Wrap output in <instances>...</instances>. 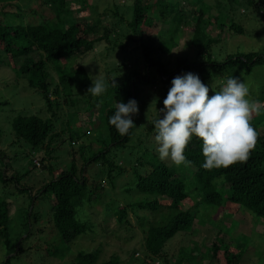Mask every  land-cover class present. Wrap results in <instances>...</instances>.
I'll use <instances>...</instances> for the list:
<instances>
[{
  "label": "trees",
  "instance_id": "1",
  "mask_svg": "<svg viewBox=\"0 0 264 264\" xmlns=\"http://www.w3.org/2000/svg\"><path fill=\"white\" fill-rule=\"evenodd\" d=\"M17 1L22 3L21 8L15 6L14 13L3 14L2 12V16L5 18L0 21V67L13 66L16 69V74H23L28 88L39 94L45 111L50 115L44 119L33 115L15 116L10 122L11 143L22 141L28 144L31 149L42 148L44 155L39 159V165L52 177L50 176V180L34 194H31L30 188L20 189V191H27L28 205L25 209H18L17 215L20 219L17 223L18 235H14L12 238L10 237L9 219L11 204L0 200V241L7 251L5 256L10 253H14L13 255L16 256L22 251L20 243L17 247L15 246L17 240L23 235H25L24 238L28 237L30 229L38 221V216L33 213V206L30 208L29 203L31 201L34 203L44 195H48L50 198L48 200L50 219H48L61 244L67 245L79 236L93 234V224L88 218L83 222L76 219L79 209L83 206L89 208L95 203V198L91 197V194H88L86 190L88 184L83 174L91 164L98 163L105 172L106 182L111 184L123 173L122 165L114 158L113 154L122 152L126 148L135 126L127 135L121 136L109 124V118L114 115L115 106H108L105 101L99 110L100 123L105 132L104 140L100 143L102 144L101 149L88 159L81 160L78 169L73 160L57 174H54V170L48 162L42 165L44 160H50V141L53 137H57L56 133H52V120L56 117L55 113L59 105L51 101L50 96L57 98L61 93L60 96L63 97L64 104L69 108L75 104L70 98L72 88L79 87L87 91L90 87L88 76L83 69L77 68L66 73L62 70L64 67L62 62L67 63L72 57L90 52L94 44L101 40L107 41L111 48H117L119 51L125 50L127 42H136L135 49L139 54L137 64L140 71L131 69L123 73L125 75L121 78L122 80L112 87L113 93L124 99L123 103L125 104L134 99L139 109L142 103V87L147 85L156 87L157 84L162 87L160 96L157 98L155 95L156 101L159 103L158 110L163 109V100L172 86L171 81L177 76L193 73L205 83L211 79V76L223 73L217 82L212 83V88L216 92L222 88L229 76L236 77L237 71H240L241 75L247 76L253 68L264 67V45H261L263 48L261 54L252 51L230 54L222 51L223 59L220 62H215L210 53L212 47H220L223 42L230 41L234 36L247 37L249 32L252 34V38L253 36L256 38L264 36V21L262 23L260 21V25L256 21L264 19V0H225L227 11L223 15L219 10L220 4L216 1L217 9L215 11L218 12L214 16L209 14V10L204 4L199 6L197 12H193V9L183 10L176 2L172 3L168 0H155V3L151 4L143 3L142 0H132L129 6V20L118 19V22L123 23L126 29L125 34L122 35L123 38L113 39L112 42L108 37L109 30L106 27H100L97 22L90 24L82 20L66 23L69 21L66 19L71 14V9L67 7V0H39L41 8H46V5L51 7V9L47 8V11L53 14V18L43 19L40 24L36 25L29 24V22L21 23V18L29 19L32 11L28 5L33 0ZM193 1L198 3L200 0ZM183 2L191 6L190 0H183ZM239 9L242 12L240 14L237 13ZM112 14L116 15L115 11ZM248 15L256 17V20L254 25L247 26L245 29ZM238 17L242 19L237 21ZM160 24L164 25L163 32L157 33L158 35L154 37H149L141 31V27L157 29ZM100 28H102V35L97 36ZM184 30H189L185 46L187 49L193 50L194 53L191 58L185 55L176 56L174 63L169 66L173 68L169 69L161 61V56L171 52ZM89 37L92 38L89 39ZM219 54L220 52L216 51V57H219ZM50 65L56 70L60 88L55 87L52 93L49 92L50 76L46 72L47 66ZM67 65L69 66V64ZM123 66L124 63H121L119 68L115 69L120 70ZM155 77L158 82L155 81ZM257 100L262 103L264 97ZM92 101L90 107H86L87 110L98 102L97 100ZM260 107L262 112L253 114L251 118V125L259 133L256 148L246 163H237L226 170L206 171L203 169L202 142L193 138L185 153L192 162L191 166L178 173L175 167L168 166L156 158L154 149H157L158 145L154 139L153 121L157 119V113L156 116L149 119L145 135L152 138L154 149L149 148L148 151H151L149 154L147 149H144L140 156L133 161L129 171H132L133 174L135 191L151 198L131 206L120 207L117 205L113 209L107 205L104 206L105 214H108L107 217H114V222L125 224V226H129L126 221L127 209L133 208L129 212L133 213L137 225L142 228L144 233L143 255L145 258H143V264H146V259L151 261L157 259L161 264H183L184 261L188 264H205L203 263L204 255L191 256L192 249L178 248L176 260L172 263L164 251V244L169 239L179 232H186V228L194 220L198 205H205L204 209H217L223 204L231 205L243 208L253 217L264 219V108L263 105ZM132 119L135 124L136 115ZM71 130L68 128L70 146L74 144L76 135H79L78 132ZM72 153L70 151V154ZM108 154L111 156L107 157ZM33 164L39 167L38 163L33 162ZM194 194L195 202L192 201V204L186 208L181 207L180 204L182 202L186 204L185 201L188 198L191 200L190 195L194 196ZM136 210L138 213L144 212L145 215L152 218L157 217L158 222L144 225V217L137 216ZM87 223L90 224L89 227L86 225ZM15 247L16 251H14ZM10 248L11 251H9ZM206 252L210 253V259L214 264H219V262L241 264L243 256L240 242L230 247L222 245L221 241L216 238ZM219 252L220 259L216 256ZM98 256V249L87 253L78 252L70 264H94L98 260ZM8 260L3 264H8ZM102 264H117V259L111 256L108 261Z\"/></svg>",
  "mask_w": 264,
  "mask_h": 264
},
{
  "label": "rangeland",
  "instance_id": "2",
  "mask_svg": "<svg viewBox=\"0 0 264 264\" xmlns=\"http://www.w3.org/2000/svg\"><path fill=\"white\" fill-rule=\"evenodd\" d=\"M67 7L71 9V14L67 18L66 23L71 21L84 20L90 24H99L100 27H106L109 30L108 37L110 42L113 39H120L125 34V27L123 23L118 22L119 18L128 21L130 18V3L132 0H67ZM143 3H155V0H142ZM172 3H177L183 10H191L197 12L199 6L203 4L208 8L210 15H215L216 5L218 1L220 4L219 10L221 15L226 13L225 0H200L196 3L190 0L191 6L183 2V0H168ZM203 2V3H202ZM39 0H33L28 5L32 11L29 19L21 18V23L26 24H40L43 19H52L53 14L47 11L51 9L46 5V8H41ZM22 3L17 0L0 1V21L3 20L4 13H14L15 6L20 7ZM194 5V7H192ZM197 4V6H196ZM10 5L9 7H5ZM14 6V8H12ZM21 8V7H20ZM18 11V10H17ZM116 13L113 15L112 12ZM3 12V14H2ZM237 13H242L239 9ZM247 16V14H246ZM242 18H236L237 21ZM28 20V21H27ZM256 17L248 15L247 26L254 25ZM258 25L264 19L256 20ZM261 21V23H260ZM16 22V21H14ZM102 28L98 31L97 36L102 35ZM164 25L160 24L159 28L152 29L141 27V31L147 36H155L157 33L163 32ZM189 30L183 31L182 36L177 40L176 46L167 55L161 56V61L169 67L174 63L175 57L186 56L191 58L194 53L193 50L187 49L185 42L189 35ZM213 34V32H212ZM115 35V36H114ZM248 36H234L230 41H225L220 47H212L211 55L215 62H220L223 59L221 52L230 54L258 52L262 53L261 45H264V36L261 38ZM111 36H113L111 38ZM92 37H89L91 39ZM123 38V37H122ZM136 42H127L125 50L119 51L117 48H111L109 43L101 40L94 44L92 50L87 53L79 54L70 58L67 63H61L64 72L75 70L77 68L83 69L88 76L90 87L92 86V77L100 75L104 78L107 91L99 97H92L87 94V91L79 87H73L70 98L75 103L73 107H67L64 104V99L59 93V97L50 96L51 101L58 103L59 108L56 111V117L52 120L53 131L57 137L50 141V160H44L42 165L47 163L57 174L59 170L65 169L71 160L78 169L81 160L88 159L92 154L101 149V141L104 139V128L100 123V107L106 102L108 106H115L116 103L123 102L124 99L113 93V84H118L124 77L123 73L131 69H138L139 54L135 49ZM216 51L220 52V56L216 57ZM124 63L120 70L117 67ZM69 64V66L67 65ZM69 67V68H67ZM116 68V69H115ZM123 68V69H122ZM173 67H169L171 69ZM15 68L9 66L8 68L0 67V200H4L11 204L9 219H10V237L18 235V209H25L28 205L27 191H20V189L30 188L31 194H34L43 184L48 182L51 177L47 171L41 169L39 159L43 157L44 150L42 148L31 149L30 146L22 141L12 144V131L10 129L11 120L17 116H38L42 119L49 117V113L45 111L44 103L40 99L39 94L29 89L27 81L23 74H16ZM51 80L49 92L52 93L55 87L59 88L56 70L47 66ZM236 78L241 79L247 83L249 87V99L258 101L264 97V67L257 66L247 75L243 76L240 71H237ZM127 74V73H126ZM222 74L211 76L204 84L209 87V95H214L212 83L218 81ZM231 77V76H229ZM155 81L158 82L157 77ZM113 83V84H112ZM147 85L141 89L142 103L136 114L135 127L133 129L132 137L122 152H115L114 158L122 165L123 173L120 178L113 180L110 184L106 182L105 172L100 167V164H91L86 172L83 174L88 187L86 190L91 197L95 198V203L89 208L83 206L78 210L76 219L79 222L85 221L87 218L93 224V234H86L75 238L69 244H61L56 232H53L50 224L49 215V201L48 195L38 198L34 203L31 201L29 206H33L32 210L38 216V221L30 229V235L26 238L23 235L17 240L15 246L20 243L22 251L14 256L12 253L5 256V251L2 242L0 241V264H3L7 259L8 264H70L78 252L87 253L93 250H99L98 260L94 264H102L109 260V257L117 259V264H143V237L142 228L137 225L133 217V208L127 209V219L129 226L125 224H117L114 217H107L104 206L115 208L117 205L122 207L124 205H133L139 202H145L151 197L141 195L135 191L133 187V174L129 171L133 165V161L140 156L144 149H154L152 138L146 136V126L151 117L158 115L157 98L162 93V87L155 85ZM92 100H97V104L91 109H86ZM260 102V101H259ZM6 103V104H2ZM264 102L260 103V106ZM90 107V106H89ZM262 112V110L260 111ZM102 127V128H101ZM68 128L74 132H78L75 142L72 146L68 140ZM71 130V131H72ZM80 133H84L85 135ZM155 152L156 158L159 159L157 149ZM70 151L73 152L70 154ZM151 151H148V154ZM111 156L108 154L107 157ZM35 161V162H34ZM161 161V160H160ZM38 163L39 167L34 166ZM165 162L168 166L175 167L170 161ZM100 163V162H99ZM176 168V167H175ZM178 173L185 171V168H176ZM53 175V173H52ZM99 193V194H98ZM193 195V194H192ZM191 200L182 202L180 205L186 208L195 202L194 196L190 195ZM34 204V205H33ZM203 206L196 207V214L194 220L186 228V232H179L169 239L164 245V251L168 255V260L171 263L176 260L178 248L184 250L192 249L191 256L204 255L203 263L214 264L210 259V253L206 252L214 238L219 239L222 245L232 247L233 244H241L243 256L241 264H264V219L253 217L249 212L243 208H236L231 205H221L217 209L206 208ZM222 208V209H221ZM232 210H231V209ZM237 209V210H236ZM137 216L144 217V225L158 222L157 217H150L145 213H138ZM139 214V215H138ZM49 218V219H48ZM20 221V219H19ZM88 227L89 223L86 224ZM91 229V228H90ZM21 240V241H20ZM16 247L15 250L16 251ZM11 251V248L10 250ZM189 251V250H188ZM220 259V252L216 255ZM185 260H187L185 258ZM146 264H161L157 259L151 261L146 259ZM183 264H188L186 261ZM219 264H222L219 262Z\"/></svg>",
  "mask_w": 264,
  "mask_h": 264
},
{
  "label": "clouds",
  "instance_id": "3",
  "mask_svg": "<svg viewBox=\"0 0 264 264\" xmlns=\"http://www.w3.org/2000/svg\"><path fill=\"white\" fill-rule=\"evenodd\" d=\"M90 78L92 86L87 94L92 97L105 94L104 78L100 75ZM171 84L163 100L164 107L153 121L159 159L170 161L178 169L190 167L192 162L185 153L196 138L202 142V167L206 171L226 170L237 163H246L259 140L251 118L261 111L260 102L249 99L247 83L229 77L211 96L209 87L193 73L177 76ZM137 113L134 99L126 104L116 103L109 124L121 136L127 135L135 126L132 117Z\"/></svg>",
  "mask_w": 264,
  "mask_h": 264
},
{
  "label": "water",
  "instance_id": "4",
  "mask_svg": "<svg viewBox=\"0 0 264 264\" xmlns=\"http://www.w3.org/2000/svg\"><path fill=\"white\" fill-rule=\"evenodd\" d=\"M30 208H31V205H30Z\"/></svg>",
  "mask_w": 264,
  "mask_h": 264
},
{
  "label": "built area",
  "instance_id": "5",
  "mask_svg": "<svg viewBox=\"0 0 264 264\" xmlns=\"http://www.w3.org/2000/svg\"><path fill=\"white\" fill-rule=\"evenodd\" d=\"M35 162V161H34Z\"/></svg>",
  "mask_w": 264,
  "mask_h": 264
}]
</instances>
